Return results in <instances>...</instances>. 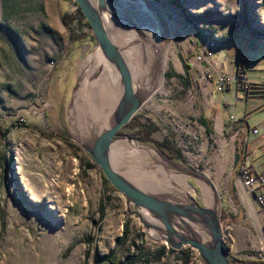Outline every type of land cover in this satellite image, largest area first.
Here are the masks:
<instances>
[{"label": "rangeland", "instance_id": "1", "mask_svg": "<svg viewBox=\"0 0 264 264\" xmlns=\"http://www.w3.org/2000/svg\"><path fill=\"white\" fill-rule=\"evenodd\" d=\"M125 1L145 2L161 20L156 44L164 57L163 78L158 76L155 94L136 117L157 126L151 135L155 143L133 139L157 150L156 142L171 139L185 159L175 161L205 176L219 205L232 161L223 174L214 168L216 138L205 139L194 119L199 115L193 99L205 93L200 84L211 82L210 73L225 78L221 89L238 83L233 62L241 58L248 63L249 76L264 81V0H113L117 5ZM77 9L73 0H0V264H98L97 257L110 255L120 261L129 245L119 242L126 223L132 237L143 234L149 245H166L129 212L125 196L75 139L88 135L93 123L98 125L100 107L97 99L82 102L77 94L83 87L78 81L83 62L98 50L90 27L64 23L63 17L75 15ZM211 42L215 47L207 50L208 58L199 60L200 51ZM148 59L145 89L158 67L155 54ZM231 112L222 106L220 117L228 120ZM134 131L124 129L114 144L129 142L126 136ZM126 147L118 155L112 153L111 160L125 175L147 178L158 189L184 192L200 204H211L203 183L163 170L156 163L160 158L146 150ZM137 167L140 174L132 172ZM182 178L189 188H180L177 180ZM247 225L253 229L252 223ZM262 226L244 248H234L231 258L236 264H264V222ZM229 244L224 245L232 252ZM192 251L190 260L177 252L138 264H201Z\"/></svg>", "mask_w": 264, "mask_h": 264}, {"label": "water", "instance_id": "2", "mask_svg": "<svg viewBox=\"0 0 264 264\" xmlns=\"http://www.w3.org/2000/svg\"><path fill=\"white\" fill-rule=\"evenodd\" d=\"M80 7L86 21L90 25L94 42L100 48L102 55L116 67L120 74L122 93L118 104L109 120L107 128L98 133L92 140L85 141L76 135V140L82 145L86 153L102 170L105 178L119 193L125 196L130 213L139 217L144 228L154 230L160 236L157 240L165 243L169 248L180 251L186 247L195 250L201 264H234L230 259L231 253L225 244L222 233L221 216L217 195L213 186L199 171L186 167L179 162L165 156L151 145H138L142 150H153L160 158L158 167L172 173L188 175L201 185H208L214 194L213 204H200L195 198L182 199L173 195L157 194L142 189L137 179L125 175L117 169L112 160V146L120 131L140 112L155 94L159 79L154 76L145 92L137 94L133 87V78L128 66L123 60L116 45L111 42L104 29L102 14L107 10L106 0H98L94 7L91 0H73ZM135 30L143 34L137 25ZM158 62V60H157ZM158 68V67H157ZM74 97V96H73ZM73 102V101H72ZM128 141H134L126 136ZM132 208L135 210L133 211ZM145 211L155 223H149L140 215Z\"/></svg>", "mask_w": 264, "mask_h": 264}, {"label": "crops", "instance_id": "3", "mask_svg": "<svg viewBox=\"0 0 264 264\" xmlns=\"http://www.w3.org/2000/svg\"><path fill=\"white\" fill-rule=\"evenodd\" d=\"M251 34L254 33L247 36L246 42L249 41ZM246 44L243 46L244 49ZM241 60L242 58L238 60V63L233 62L235 73L238 72ZM242 61L245 74L252 85L264 86V81H258L249 76L248 63ZM189 76L196 81L193 74L189 73ZM218 80L216 75L211 82L200 84L202 89H205V93L198 99H193L192 108L198 112L199 117L195 116L194 119L207 135L205 139L208 140L214 136L216 138L213 151L215 161L213 165L216 171L223 174L232 161L228 187L223 195L220 193L221 190L219 191V208L221 221L224 222L222 227L230 229L228 241L232 247L230 253L233 255L234 248L236 246L240 249L244 248L242 244L246 240L253 239L254 231L260 232L259 226L263 227L264 222V207L260 206L256 198V193L264 192V186L258 189L257 187L248 188L242 185L240 179L246 169L252 170L255 174H264V116H261V113H264V89H248L246 85L237 82L231 83L230 87L220 89ZM185 85L191 86L187 82ZM216 92L219 93L216 94ZM228 93H232L231 98H228ZM196 103L199 104L200 110L195 106ZM222 106H225L229 112L233 111L228 120L220 117L219 111ZM178 108L182 110L180 106ZM210 112L215 114L209 117ZM188 114L194 116L190 110ZM257 114L259 116L255 118ZM253 119L255 122L252 121ZM248 223H252L253 229L247 225Z\"/></svg>", "mask_w": 264, "mask_h": 264}, {"label": "bare ground", "instance_id": "4", "mask_svg": "<svg viewBox=\"0 0 264 264\" xmlns=\"http://www.w3.org/2000/svg\"><path fill=\"white\" fill-rule=\"evenodd\" d=\"M97 1L98 0H91L94 7H97ZM105 3L107 10L104 14H102V21L105 27L104 29L106 30L111 42L118 47L123 60L128 66V70L131 72L135 92L137 94H141L145 92L149 86L148 85L145 89L144 82L151 70L148 64L149 56L152 57L153 54H155L156 61L158 60V62H156L158 63V68L155 72L153 70V77L150 82L154 78V73L157 78L158 76L163 78L164 57H162L163 55L159 51V46L156 44V42H160L161 40V31H159L161 20L159 18L158 20L155 19V15L151 12L145 2L132 4L130 1H125L117 5V3L113 2V0H106ZM136 23L142 27V30L140 27L139 28L143 34H139L135 30L134 25H136ZM82 66V77L78 81L83 83V87L77 93L78 97L82 102L85 101L90 103L92 101L94 102L95 99H97V103L100 102L98 110V106H95V109L100 114L97 115L95 112L97 116L96 120L99 121H97L98 125L94 126L93 123L92 128L88 130V135H83L82 133V135H78L80 139L90 141L98 135V133H102L107 128L109 120L115 110L114 108L117 106L120 94L122 93V86L118 70L104 58L100 48L92 54V57H90L88 61L83 62ZM129 142L124 141L114 144L111 147L112 153L118 155L119 153L124 152V147L126 146V148L130 150H135V147L138 150H142L135 141ZM148 152L159 158L153 150L150 149ZM135 169L132 170L133 173L140 174L142 172L138 167L136 170ZM138 170L140 172H138ZM127 173V175L140 182V187H142V189H146L157 194L163 193V195L167 194L180 197L182 199H190V195L188 196L182 191V194H179L176 193V191L175 193L171 192L166 188L158 189L160 186L155 187L149 179L132 175L129 172ZM177 181L180 183V185H178L182 188V190L183 188L186 189L190 187L186 179L182 178ZM205 186L209 189V191L211 190L208 185ZM209 191H204L205 197L209 203L211 202L209 205H212L214 194L212 191ZM140 213L145 220L147 219L146 221L152 224L155 223V221L148 216L145 211H141ZM230 259L232 258L230 257Z\"/></svg>", "mask_w": 264, "mask_h": 264}, {"label": "trees", "instance_id": "5", "mask_svg": "<svg viewBox=\"0 0 264 264\" xmlns=\"http://www.w3.org/2000/svg\"><path fill=\"white\" fill-rule=\"evenodd\" d=\"M76 4V3H75ZM77 5V4H76ZM63 21L68 27H71L72 25H80L81 27L88 26L90 27L89 23L86 21L85 16L83 15L80 7L78 6L77 12L75 15H65L63 17ZM78 24V25H77ZM244 63L241 60L238 66V72H236L239 76L246 75L245 69H244ZM248 89L250 88H256V89H264V86L260 85H250L247 86ZM137 115L130 121V123L124 127L120 131V136L124 135L123 130L130 128L135 130L134 132H131L127 134L131 138L138 139L143 142H152L155 143L151 135H153L157 131V126L155 124L151 123H142V121L138 120L136 118ZM156 145L158 147V150H160L163 154H165L167 157L173 159V160H179L183 161V156L180 151L177 150L175 147V144L171 141V139L166 138L163 142H156ZM93 164H89V167H93ZM129 225L126 223L124 227L123 232V238L119 240V242H124V244H127L129 242V245L127 246V249L125 251L124 257L122 260L117 261L114 255L106 256V257H97L96 262L98 264H138L141 262L145 263H151L154 261H160L162 258L165 257V255L182 252L188 260L191 259V256L193 254V251L191 248H188L186 250H180L176 251L173 250L166 245H149L146 238L143 234H139L137 237H132L130 229L128 228ZM141 239V244H138L136 242L137 239ZM134 250V252H132Z\"/></svg>", "mask_w": 264, "mask_h": 264}, {"label": "built area", "instance_id": "6", "mask_svg": "<svg viewBox=\"0 0 264 264\" xmlns=\"http://www.w3.org/2000/svg\"><path fill=\"white\" fill-rule=\"evenodd\" d=\"M214 45H215L214 42L206 44L205 49L203 51H200L202 57H199L198 59L201 61L206 60V58H208V56H209L207 54V50H211L213 47H215ZM205 50H206V52H205ZM208 78H210V79L213 78L211 73L208 75ZM237 80H238V83H242V84L246 85V87L250 86L252 84V82L249 81V79L246 75H242V76L238 75ZM225 83H226L225 78L222 77L219 80V85H218L220 87V89L225 87V85H226ZM255 133H258V131H255ZM240 179H241L242 185L245 187H248V188L253 189L254 187H257V189H258L259 187L264 186V174H262V175L255 174L252 170H249V169H246L243 171ZM256 198H257V201L260 204V206L264 207V192L256 193ZM221 231L223 233L225 243H227V241L230 239V232H229L230 229L225 228Z\"/></svg>", "mask_w": 264, "mask_h": 264}, {"label": "flooded vegetation", "instance_id": "7", "mask_svg": "<svg viewBox=\"0 0 264 264\" xmlns=\"http://www.w3.org/2000/svg\"><path fill=\"white\" fill-rule=\"evenodd\" d=\"M234 263L236 264V261H234Z\"/></svg>", "mask_w": 264, "mask_h": 264}]
</instances>
